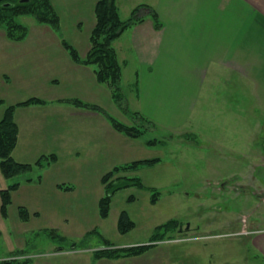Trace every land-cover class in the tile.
<instances>
[{
	"label": "rangeland",
	"instance_id": "1",
	"mask_svg": "<svg viewBox=\"0 0 264 264\" xmlns=\"http://www.w3.org/2000/svg\"><path fill=\"white\" fill-rule=\"evenodd\" d=\"M50 1L60 14L58 31L31 15H19L15 19L28 26L27 38L12 40L6 35V24H0V118L7 106L15 105L13 116L19 128L16 159L34 163L50 148L45 139L51 137V131L60 132L63 127L70 130L72 151L78 152L63 154L58 168L50 172L34 169L6 178L0 171V190L19 183L11 192L6 215L0 212V264H264V255L254 247L251 234L264 230V109L258 105L255 83L251 82L249 99H224L229 101L228 114L226 109L225 113L219 111L213 98L208 115L201 113L197 124L193 128L186 125V130L144 122L142 136L132 138L117 131L123 138L114 141L106 137V130L114 132V128L95 110L88 109L100 114L96 120L91 115H75V120L54 116L58 122L52 121L56 101L82 98L126 123L141 122L117 106L108 86L95 74L94 83L96 80L100 87H89L82 78L88 74L79 69L82 64L62 44V38L74 42L81 55L85 48L89 50L97 0ZM68 1L72 6L67 9ZM137 2L116 0L120 16L127 18ZM82 9L92 24L86 21L88 17L85 21L79 17L84 22L79 28L80 20L74 17L82 15ZM117 54L131 77L137 59L124 45L122 55L120 50ZM87 68L93 71L92 66ZM127 87L125 84L124 100L128 102ZM240 90L246 93L242 87ZM74 93L84 95L70 97ZM31 97L45 102L18 104ZM103 119L108 122L106 127ZM83 137L86 146L80 142ZM120 143L117 150L111 146ZM153 158L152 165L114 175L139 176L144 187L117 190L108 215L100 216L99 200L107 193L102 175L116 165ZM57 178L69 180L67 184L73 188L59 186L66 181L54 183ZM30 181L39 186H24ZM152 188L159 191L155 201ZM21 207L28 210L26 218L20 214ZM123 211L135 223L125 232L119 228ZM170 219L177 220L176 226L153 238L157 227ZM104 239L115 249L149 246L139 254L99 256L95 250Z\"/></svg>",
	"mask_w": 264,
	"mask_h": 264
},
{
	"label": "crops",
	"instance_id": "2",
	"mask_svg": "<svg viewBox=\"0 0 264 264\" xmlns=\"http://www.w3.org/2000/svg\"><path fill=\"white\" fill-rule=\"evenodd\" d=\"M140 3H146L156 11L161 26L156 28L152 17L146 16L142 22L127 27L114 42L121 55L124 45L130 48L137 59L131 77L126 64L122 70V85L128 86L127 98L131 109L167 129L186 130V125L193 128L197 124L201 113L208 115L213 98L217 101L215 106L220 108L219 111L225 113L226 109L227 114L229 101L225 100L240 97L237 98L239 100L245 96L249 99L251 82L255 83L257 96H254L257 97L258 105L264 109V0H138L134 6ZM71 6L69 3L66 8ZM82 12L74 19L79 21V17L83 20L88 17L86 21L92 24L86 11L82 9ZM79 22L77 27L83 28L84 22ZM67 58L68 62L71 61L69 56ZM86 67H79L85 75L88 74L86 78L82 77L83 81L89 87H100L96 80L97 85L94 83V72ZM240 87L246 93L241 92ZM82 95L74 93L70 97L81 98ZM52 107L56 108L52 110L50 120L54 119L55 122H58L55 117L65 121L70 117L75 120V115L85 118L91 115L94 120L100 118L99 113L93 114L88 109L68 102L56 101ZM64 108H68V112H64ZM103 122L106 127L108 122L104 119ZM98 123L101 124L100 119ZM113 131L115 133L107 129L106 137L114 141L117 138L122 140V135ZM69 134L70 130L63 127L60 132L57 129L51 131V137L45 139L50 148L40 154L53 152L57 155L50 168H45L49 172L58 168L63 154L78 152L72 151ZM83 140L84 137L80 142L86 146V139ZM127 140L130 147H135L131 139ZM121 144L111 146L117 150ZM15 148L13 156L16 159ZM58 181L69 180L57 178L54 183ZM34 183L30 181L28 185H23L38 184ZM251 234L255 236L254 247L264 255V230Z\"/></svg>",
	"mask_w": 264,
	"mask_h": 264
},
{
	"label": "trees",
	"instance_id": "3",
	"mask_svg": "<svg viewBox=\"0 0 264 264\" xmlns=\"http://www.w3.org/2000/svg\"><path fill=\"white\" fill-rule=\"evenodd\" d=\"M139 11H143V13L139 14ZM94 14L95 23L89 34L90 47L84 55H81L77 47L68 39L62 38V44L76 63L93 67L96 79L100 83H104L108 86L113 101L122 111H129L133 118H140L141 122L135 121L132 123H126L107 112L100 105L85 102L79 98L68 99L67 102L78 107L98 111L106 117L116 131L132 138H138L145 132L144 122L148 124L155 123L146 118L140 112L131 109L129 103L124 100L126 98V92L122 85V70L124 62L119 60L114 42L127 27L142 22L146 16L152 17L155 22V27L159 28L161 26L159 17L150 5L140 3L132 8L127 18H122L116 6V0H97L94 6ZM19 15H31L36 22L48 24L53 29L57 31L59 30V24L61 21L60 14L50 0H0V24H6V35L9 39L23 40L27 36L28 26L15 19V17ZM44 102L45 101L41 98L31 97L18 104H43ZM2 103L3 99L0 97V105H2ZM14 109V104L7 106L0 118V171L6 178H11L25 171H32L34 169L38 171L43 170L57 159V155L53 152L41 154L34 163L20 162L14 158L12 154L17 144L19 134L18 124L13 116ZM147 143L151 144L148 141ZM155 162L156 158L135 160L130 163L116 165L104 173L101 177V182L105 184L107 193L99 200L100 216L106 217L108 215L109 202L112 195L117 190L129 186L144 187L139 176L118 175L114 178V175L117 172L127 169L134 170L139 165H152ZM37 176H42L41 172H39ZM18 185V182H14L7 188L0 190V212L3 216L6 215L7 206L11 202V192L16 190ZM62 185L66 189L73 188V185L67 184V182H65V184H59V186ZM151 192L153 194L152 200L155 201L156 199L154 197L159 195V191L152 188ZM20 214L23 218H26L28 210L25 207H21ZM176 224V219H170L164 224L159 225L153 238L162 236V233L174 228ZM133 226H135V223L129 218L128 214L123 211L119 219L120 230L125 232ZM158 230H160L161 233L158 234ZM104 241L106 242L101 244L100 247L95 250L99 256L139 254L149 246L147 244H136L121 249H115V247L110 244L109 240L104 239Z\"/></svg>",
	"mask_w": 264,
	"mask_h": 264
}]
</instances>
